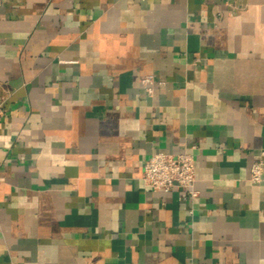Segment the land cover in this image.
Returning <instances> with one entry per match:
<instances>
[{"label": "crops", "instance_id": "1", "mask_svg": "<svg viewBox=\"0 0 264 264\" xmlns=\"http://www.w3.org/2000/svg\"><path fill=\"white\" fill-rule=\"evenodd\" d=\"M0 97V264H264V0H3Z\"/></svg>", "mask_w": 264, "mask_h": 264}, {"label": "built area", "instance_id": "2", "mask_svg": "<svg viewBox=\"0 0 264 264\" xmlns=\"http://www.w3.org/2000/svg\"><path fill=\"white\" fill-rule=\"evenodd\" d=\"M3 0H0V7ZM76 62V61H72ZM163 84L152 75L146 76L142 83L147 93H154L155 83ZM4 103L0 97V117L4 114ZM143 178L145 183L155 191L171 192L175 187H180L186 192V198L198 195L195 188L196 172L195 159L192 153L185 151L180 154L158 151L153 153L143 165ZM250 180L261 183L264 180V161L255 162L251 169Z\"/></svg>", "mask_w": 264, "mask_h": 264}]
</instances>
